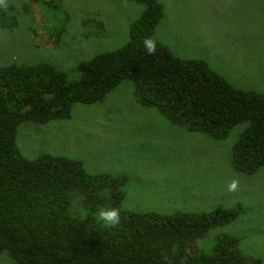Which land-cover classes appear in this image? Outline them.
Wrapping results in <instances>:
<instances>
[{"label": "trees", "instance_id": "trees-1", "mask_svg": "<svg viewBox=\"0 0 264 264\" xmlns=\"http://www.w3.org/2000/svg\"><path fill=\"white\" fill-rule=\"evenodd\" d=\"M143 10L121 47L100 52L75 67L70 77L47 63L0 66V255L14 264H262L239 250V240L218 237L209 252L196 243L213 227L235 219L239 208L207 212H132L122 209L125 179L89 174L82 163L43 154L26 159L16 146L24 122L43 125L70 118L76 103L90 105L123 81L135 101L156 109L187 132L224 140L245 127L231 147L234 171L252 175L264 168V95L229 84L201 59H181L151 38L163 16L159 0H129ZM15 20L0 10V27ZM60 28L55 29L57 40ZM77 193L83 216L70 212ZM116 208L117 226L96 218Z\"/></svg>", "mask_w": 264, "mask_h": 264}, {"label": "rangeland", "instance_id": "rangeland-1", "mask_svg": "<svg viewBox=\"0 0 264 264\" xmlns=\"http://www.w3.org/2000/svg\"><path fill=\"white\" fill-rule=\"evenodd\" d=\"M159 2L163 16L151 39L181 59L204 60L238 89L264 95V0ZM0 10L15 20L0 27V66L47 63L72 77L79 62L125 44L143 6L129 0H0ZM56 28L62 30L57 40ZM244 127L234 126L224 140L187 132L140 106L131 82L123 81L101 102L74 104L69 119L20 124L15 143L28 160L62 156L81 162L89 174L124 178L127 211L238 207L233 221L209 229L196 245L209 252L218 237L231 236L240 252L264 264V168L246 175L230 163ZM233 181L237 187L229 190ZM70 212L85 214L77 193ZM0 264L14 263L1 254Z\"/></svg>", "mask_w": 264, "mask_h": 264}, {"label": "clouds", "instance_id": "clouds-1", "mask_svg": "<svg viewBox=\"0 0 264 264\" xmlns=\"http://www.w3.org/2000/svg\"><path fill=\"white\" fill-rule=\"evenodd\" d=\"M143 47L148 54H152L156 51V41L151 38H146L143 40ZM229 190H235L237 185L233 181L229 184ZM99 219L103 222L105 226H117L120 223V213L116 208L101 209L98 213Z\"/></svg>", "mask_w": 264, "mask_h": 264}]
</instances>
